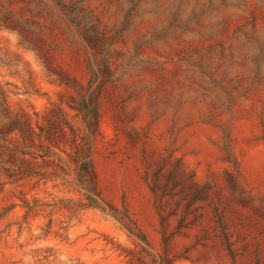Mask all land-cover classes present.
Listing matches in <instances>:
<instances>
[{
	"label": "rangeland",
	"instance_id": "374dc122",
	"mask_svg": "<svg viewBox=\"0 0 264 264\" xmlns=\"http://www.w3.org/2000/svg\"><path fill=\"white\" fill-rule=\"evenodd\" d=\"M3 4L39 31L50 67L73 86L88 79L81 35L93 25L121 49L127 74L101 95L92 159L102 198L127 211L156 253L164 222L175 264H264V0ZM9 28L0 15V84L10 106L43 114L64 103L73 90ZM188 62H211L227 76L230 106L217 105V91L196 90L207 86ZM222 130L238 165L235 185ZM33 198L69 210L26 217L22 204ZM77 198L0 176V264H136L124 252L133 241L98 211L73 212L67 202Z\"/></svg>",
	"mask_w": 264,
	"mask_h": 264
},
{
	"label": "trees",
	"instance_id": "16d2710c",
	"mask_svg": "<svg viewBox=\"0 0 264 264\" xmlns=\"http://www.w3.org/2000/svg\"><path fill=\"white\" fill-rule=\"evenodd\" d=\"M4 5L0 7V15L10 24L9 29L26 35L32 50L36 51V56L45 68L74 93L64 103L53 104L45 113L39 114L23 108L13 109L8 100L10 91L6 89L7 84H0V176L7 182L33 181L35 186L50 185L78 196L75 201L67 202L73 212L83 209L98 211L113 220L133 241L134 250H124L129 262L175 264V258L168 252L170 237L166 234L164 222L161 250L156 253L127 211H119L108 204L102 198L99 188L92 156L94 141L99 135L100 98L106 85L122 80L127 74L124 63L120 61L123 55L116 41L113 37L104 39L105 32L99 30V22L81 35L88 79L85 86H73L65 76L50 67L52 55L39 31L28 27L27 21L19 15H13ZM211 64L187 63L188 71L195 73V68L201 70L203 84L207 86L202 88L197 85L196 90H202L203 93L217 91V105L230 106L232 97L227 88V76H217ZM222 132L223 150L232 169L231 178L235 185L238 165L227 144L228 134L225 130ZM200 201L205 202L206 199ZM59 202L50 204L33 198L30 202H23L22 207L26 217L46 211L51 216L55 211L69 210L66 206L57 207L63 203ZM212 209L216 214V206Z\"/></svg>",
	"mask_w": 264,
	"mask_h": 264
}]
</instances>
